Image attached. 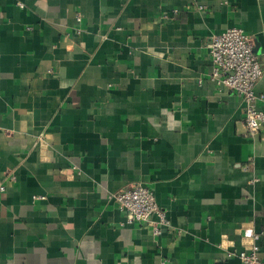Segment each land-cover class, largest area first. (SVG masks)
<instances>
[{
    "label": "crops",
    "instance_id": "1",
    "mask_svg": "<svg viewBox=\"0 0 264 264\" xmlns=\"http://www.w3.org/2000/svg\"><path fill=\"white\" fill-rule=\"evenodd\" d=\"M232 27L264 95V0H0V264L264 262V125L208 78ZM136 183L174 232L109 199Z\"/></svg>",
    "mask_w": 264,
    "mask_h": 264
},
{
    "label": "built area",
    "instance_id": "2",
    "mask_svg": "<svg viewBox=\"0 0 264 264\" xmlns=\"http://www.w3.org/2000/svg\"><path fill=\"white\" fill-rule=\"evenodd\" d=\"M198 10L206 8L197 5ZM76 16V22H80ZM254 44L250 36L239 28H228L212 37L207 45L211 63L209 80L218 89L233 93L242 104V126L247 136L257 135L264 125V95L256 92V85L262 77V68L253 50ZM13 179V177H9ZM4 181L0 180V192L5 190ZM126 214L128 223L146 225L154 237L160 236L165 230L174 232L173 226L165 212L157 205L152 191L136 183L109 196ZM252 244L234 255L241 264H264L259 258V235L252 234ZM161 264H168L163 259Z\"/></svg>",
    "mask_w": 264,
    "mask_h": 264
}]
</instances>
